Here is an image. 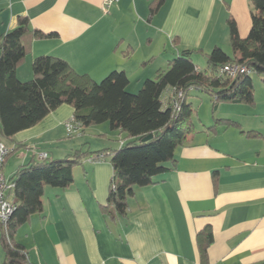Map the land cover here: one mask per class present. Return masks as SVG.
<instances>
[{"label":"crops","instance_id":"0c3cea01","mask_svg":"<svg viewBox=\"0 0 264 264\" xmlns=\"http://www.w3.org/2000/svg\"><path fill=\"white\" fill-rule=\"evenodd\" d=\"M152 1L158 0H119L104 12L102 0H0V35L21 15L54 34L29 42L17 68L22 81L33 78L36 57L52 55L96 81L124 70L142 86L185 49L206 62L215 46L232 51L229 18L241 37L251 30V0H163L151 13ZM208 99L210 123L193 119L194 133L176 149L172 169L136 187L125 215L104 208L114 174L108 158L84 159L68 188L46 185L43 210L15 233L32 264H205L198 234L207 225L213 233L208 264H263L264 86L255 82L254 105L220 103L214 111ZM73 114L63 104L3 142L13 151L5 177L42 160L41 153L60 158L81 148L90 127L69 133ZM124 136L101 123L97 148H117ZM6 194L14 200L13 190ZM0 249L4 258L1 232Z\"/></svg>","mask_w":264,"mask_h":264},{"label":"trees","instance_id":"16d2710c","mask_svg":"<svg viewBox=\"0 0 264 264\" xmlns=\"http://www.w3.org/2000/svg\"><path fill=\"white\" fill-rule=\"evenodd\" d=\"M155 2H151V13L163 0ZM251 4L252 26L246 37L240 36L234 19L228 20L232 53L215 46L207 55V67L201 69L193 60L195 50L185 49L169 61L167 69L146 79L137 93L128 90L130 79L124 70H113L96 81L52 55L36 57L33 78L22 81L17 68L27 56L29 42L54 34L33 28L29 17L21 15L15 28L0 35V142L12 143L18 132L33 127L63 104L74 108L77 128L108 122L111 130L125 134L117 148L92 151L81 147L64 157L33 160L17 169L10 179L15 210L9 222L0 226L1 264H32L15 240L16 230L43 210L45 186L68 188L74 181V168L86 158L110 160L114 174L104 208L125 215L135 188L170 171L176 149L194 133L193 106L188 102L191 89L210 95L214 111L220 103L255 104L252 74L262 76L264 83V0H251ZM226 65L246 69L231 75L223 71ZM180 92L177 110L172 100ZM12 152L9 150L5 160ZM212 241V229L207 225L198 234L205 264Z\"/></svg>","mask_w":264,"mask_h":264},{"label":"rangeland","instance_id":"374dc122","mask_svg":"<svg viewBox=\"0 0 264 264\" xmlns=\"http://www.w3.org/2000/svg\"><path fill=\"white\" fill-rule=\"evenodd\" d=\"M228 53H232L231 51V47L227 48L226 50ZM194 61L197 64H200V67H202V69H205L207 67V62L206 59H204V57H202V55H195L194 56ZM254 83L256 82L257 84H263L264 83L262 81V76L253 73L252 74ZM141 86L138 85L135 81V79H132L130 85L128 86V90L132 93H137L140 90ZM258 93V92H256ZM209 96L207 93H204L198 89H191L190 93L188 95V102H193V108H194V114H193V119L194 121L197 123H199L200 119H202L203 121L210 123V118H211V114H210V109L211 107H209ZM101 124H95V125H91L89 126L90 129L87 130L86 135L84 136L85 140L84 142H86L85 144H83V148L85 149H90L92 151H97L98 145H101V142L98 140L97 138V126H99ZM68 130V129H67ZM78 130H75L73 133H78ZM76 136H79V134H77ZM119 143V141H118ZM6 173L7 175L10 174V170L9 167H6ZM3 259V252L0 249V262Z\"/></svg>","mask_w":264,"mask_h":264},{"label":"built area","instance_id":"2783aa9c","mask_svg":"<svg viewBox=\"0 0 264 264\" xmlns=\"http://www.w3.org/2000/svg\"><path fill=\"white\" fill-rule=\"evenodd\" d=\"M119 0H102V9L104 12H109L110 8ZM245 70V67L240 68L238 65H226L223 68V71L228 72L231 75H234L239 70ZM182 98V92L178 94L177 97L173 98L172 102L177 110H179L180 105L178 99ZM68 132L72 133L75 130H78V128L74 125L73 118L69 120L66 124ZM9 152V148L3 143L0 142V226L6 225L9 220L11 219V216L15 210V205L13 201L9 200L7 197V190H13L14 183L8 180L5 175L3 174V165L5 161V157ZM40 158L45 159L47 158V153H41Z\"/></svg>","mask_w":264,"mask_h":264},{"label":"water","instance_id":"95a60500","mask_svg":"<svg viewBox=\"0 0 264 264\" xmlns=\"http://www.w3.org/2000/svg\"><path fill=\"white\" fill-rule=\"evenodd\" d=\"M148 138H150V136H149V137H147V138H145V140H146V139H148Z\"/></svg>","mask_w":264,"mask_h":264}]
</instances>
